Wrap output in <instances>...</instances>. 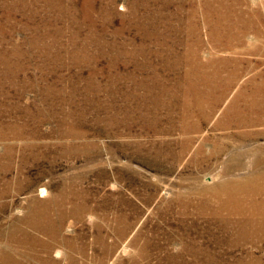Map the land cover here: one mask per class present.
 Instances as JSON below:
<instances>
[{"label":"rangeland","instance_id":"obj_1","mask_svg":"<svg viewBox=\"0 0 264 264\" xmlns=\"http://www.w3.org/2000/svg\"><path fill=\"white\" fill-rule=\"evenodd\" d=\"M0 264H264V0H0Z\"/></svg>","mask_w":264,"mask_h":264}]
</instances>
